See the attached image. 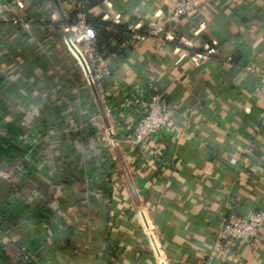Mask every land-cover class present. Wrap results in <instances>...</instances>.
Here are the masks:
<instances>
[{
    "label": "crops",
    "instance_id": "1",
    "mask_svg": "<svg viewBox=\"0 0 264 264\" xmlns=\"http://www.w3.org/2000/svg\"><path fill=\"white\" fill-rule=\"evenodd\" d=\"M78 1L0 0V168L13 170L23 156L21 131L59 128L38 147L40 166L36 150L26 177L0 180V264H19L22 248L27 264H156L141 210L168 264H264V224L251 244L227 240L209 256L224 224L264 208V97L254 94L264 71V0H206L203 12L165 20L167 44L134 42L116 27L146 28L176 0H102L92 11L112 25L109 43L122 52L95 86L65 42L62 21ZM18 17L31 28L14 24ZM207 47L217 53L195 62ZM148 81L175 111L152 142L154 156L133 144L139 111L120 106ZM91 181L108 197L89 198ZM67 192L80 204L58 203ZM85 234L70 254L73 235Z\"/></svg>",
    "mask_w": 264,
    "mask_h": 264
},
{
    "label": "built area",
    "instance_id": "2",
    "mask_svg": "<svg viewBox=\"0 0 264 264\" xmlns=\"http://www.w3.org/2000/svg\"><path fill=\"white\" fill-rule=\"evenodd\" d=\"M6 6L5 4L4 7ZM82 7V2L78 1L74 9L76 14L74 16L70 14L65 18L64 26L70 31V34L65 36V42L82 69L86 84L88 86H95L113 75L112 60L105 56L97 44L96 30L87 22ZM206 8V0H176L174 7L170 9L166 18H155L151 20L146 28H140L134 23H128L124 25L121 33L134 42L155 39L162 44H167L171 39L169 33L165 30V20L177 21L181 17L203 12ZM13 22L14 24L22 26L24 29H30L32 21L18 17ZM117 32H119L118 29ZM176 43L185 45V37L180 36ZM216 53L217 49L215 47H207L201 52L194 53L193 59L195 62L200 63ZM78 54L81 55L82 59ZM247 69L252 70L249 66ZM258 76L259 83L254 89V94L258 97H264V71L259 73ZM120 106L125 109L135 108L139 111L136 121L132 123V141L135 147L148 156L157 154L152 142L159 139L160 133L172 120L175 111L164 99V96L156 90L153 81H148L143 86L133 89L132 96L120 101ZM112 112L111 109H108L106 113L107 115H111ZM21 125L24 126L25 123L22 122ZM58 130L59 128L54 126L46 129L44 134H36L34 137L28 136L24 131H21L18 134V140L24 143V154L13 170L7 171L0 168V177L12 182L15 174L19 176L23 175L28 158L45 141L53 139L58 134ZM116 133L111 126L106 129L108 137H112ZM116 144V142H113L112 145ZM93 185L94 183L91 181L89 187ZM137 215L140 218L144 236L149 243L156 264H168L153 221L143 210L138 211ZM263 224L264 208L255 210L245 216H239L224 224L218 231L217 238L210 252V257H213L227 240L236 239L244 244H251ZM19 256L24 260L29 258L25 248H22Z\"/></svg>",
    "mask_w": 264,
    "mask_h": 264
},
{
    "label": "trees",
    "instance_id": "3",
    "mask_svg": "<svg viewBox=\"0 0 264 264\" xmlns=\"http://www.w3.org/2000/svg\"><path fill=\"white\" fill-rule=\"evenodd\" d=\"M79 1H81L82 4H83L82 10L84 11V13L86 15L87 22L89 24H91L96 30V33H97V44L99 45V47L101 48V50L105 54V56L110 58L111 55H120L122 50L119 47L113 46V45H111L109 43V39L111 38V36L113 34L112 31L109 29V28H111L112 25L110 23L101 21L100 17L95 15L93 13V11H92V9L94 7H96V6H98L102 2V0H79ZM75 14H76V12L74 10L71 13V15L74 16ZM65 20L66 19H64L62 21V24H64ZM123 27L124 26H118L116 28L121 33V31L123 30ZM48 79L53 82L54 78H51V77L48 76ZM2 81H4V79L1 80V82ZM72 86H75V85L71 83V85H69V88H71ZM37 151H38L36 153L37 155L35 154L36 157L33 158V164H35L36 166H40L41 162H44V160H45V154H44V152L41 149H37ZM33 156H34V153H33ZM21 158H22L21 156L17 155L15 157V160L19 161ZM28 167H29V164L26 163L25 164V169H24V172H23V175H25V177H26V174H28L27 173ZM14 176L15 177H13V181L12 182L10 181V183L15 184L19 180V178H18L19 175L15 174ZM0 180H1V177H0ZM27 180H28V178H26V180L23 182L24 183L23 186L27 190H32L31 189V185H30L29 181H27ZM88 188L89 189L91 188V190H90L91 192H90V197L89 198H92L91 196L94 195L95 196L94 199L97 200L96 198H97V196H99V194L102 195L104 198L108 197V193H106V191L104 190L102 184L101 185L100 184L99 185L94 184L93 186L88 187ZM67 189L69 191H71L70 187L68 185H67ZM56 200H57L58 203H61V204L66 203V204H68L70 206L71 205L75 206V205L80 204L79 201H77L76 198L73 196V194H69L68 192L64 196L57 197ZM77 209L81 211V206H78ZM4 212L5 211H3L2 213H4ZM245 215H248V214H244V215H241V216H245ZM86 236H87V234L78 235V236L77 235H73V237H72V245H71L72 247L70 249V254L76 255V251L78 249H80V247H82L85 239L87 238ZM253 240H252V242H253ZM55 252H57V249L53 248L51 250V253H55ZM209 256H210V252H209ZM46 262L47 261H41V264H45ZM20 263L27 264L29 262L27 260L21 259V261H19V264Z\"/></svg>",
    "mask_w": 264,
    "mask_h": 264
},
{
    "label": "water",
    "instance_id": "4",
    "mask_svg": "<svg viewBox=\"0 0 264 264\" xmlns=\"http://www.w3.org/2000/svg\"><path fill=\"white\" fill-rule=\"evenodd\" d=\"M78 55H79V57L82 59L81 55H80V54H78Z\"/></svg>",
    "mask_w": 264,
    "mask_h": 264
}]
</instances>
